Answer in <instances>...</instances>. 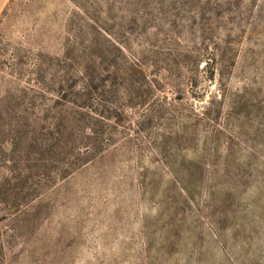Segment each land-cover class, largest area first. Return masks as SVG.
<instances>
[{
	"label": "rangeland",
	"instance_id": "obj_1",
	"mask_svg": "<svg viewBox=\"0 0 264 264\" xmlns=\"http://www.w3.org/2000/svg\"><path fill=\"white\" fill-rule=\"evenodd\" d=\"M5 178L4 264H264V0H8Z\"/></svg>",
	"mask_w": 264,
	"mask_h": 264
},
{
	"label": "trees",
	"instance_id": "obj_2",
	"mask_svg": "<svg viewBox=\"0 0 264 264\" xmlns=\"http://www.w3.org/2000/svg\"><path fill=\"white\" fill-rule=\"evenodd\" d=\"M70 77H71L70 83H66L64 86L62 84H59V88L57 90L59 99L56 100L58 102L61 101L67 104L70 103L74 105L76 109L80 110L77 112V110L74 109L72 113L83 114L84 112L88 115L89 118L92 117L91 114L94 108L93 99H92V94H93L92 83L95 78L94 70H92L91 67L88 66L87 68L78 70V74L76 76L70 74ZM69 121L67 123H69ZM79 121H81V119ZM8 182L9 180L5 178L3 182L0 184V186L1 187L5 186V183ZM11 198H17V195H15V193L11 195L9 192H7V190L2 192V196L0 198V205H2L3 207L2 208L3 212H6L7 214L10 212L9 211L10 209H8L7 206L12 207L13 209H16L17 207V204L13 202ZM7 214H2L0 216V220L6 218ZM4 263H5L4 241L0 233V264H4Z\"/></svg>",
	"mask_w": 264,
	"mask_h": 264
},
{
	"label": "crops",
	"instance_id": "obj_3",
	"mask_svg": "<svg viewBox=\"0 0 264 264\" xmlns=\"http://www.w3.org/2000/svg\"><path fill=\"white\" fill-rule=\"evenodd\" d=\"M8 0H0V13L3 10V7L5 6V4L7 3Z\"/></svg>",
	"mask_w": 264,
	"mask_h": 264
}]
</instances>
